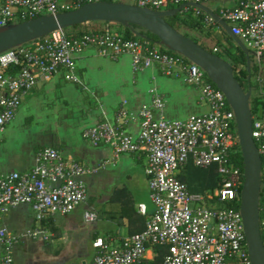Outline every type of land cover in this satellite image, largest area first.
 <instances>
[{"label":"built area","instance_id":"2783aa9c","mask_svg":"<svg viewBox=\"0 0 264 264\" xmlns=\"http://www.w3.org/2000/svg\"><path fill=\"white\" fill-rule=\"evenodd\" d=\"M213 0H134V4L154 11L189 9L203 16L205 26H220L199 5ZM218 7L221 20L231 33L249 44L260 62L264 55V0H223ZM100 0H0V26L16 20L26 21L56 15ZM232 4V6H229ZM0 54V133L11 122L21 104L22 96L37 80H50L64 70L67 81L80 82L73 55L94 48L104 56H130L135 72L157 66L171 75L178 69L185 80L197 87L201 99L210 108L208 114L185 120L170 121L163 117L164 103L156 93L139 111L140 132L131 137L118 126L99 123L83 131L82 137L93 146L109 144L114 158L120 153L142 152L146 157L149 197L154 206L145 229L110 245L102 238L93 241L95 255L90 264H144L147 250L154 257L164 248L160 264H251L239 206V187L243 184L232 155L239 145L234 134L235 116L225 95L197 65L179 54L152 48L139 40L125 39L106 30L70 37L64 29H56L37 39ZM24 66L14 76L2 73L4 68ZM121 108L118 116L125 118ZM252 135L261 157V184L264 187V121L254 120ZM199 168L215 166L220 184L213 195L219 203L229 206L212 209L204 206V196L190 193L178 178V170L188 161ZM88 170L74 160L63 158L55 148L40 150L33 168L27 172L0 175V213L19 205H28L37 220L48 215L71 213L86 201L87 190L82 180ZM264 225V194L260 205ZM143 213L144 211L140 209ZM87 221L97 219L94 211L84 213ZM16 238L0 228L2 254L0 264H14L11 249ZM264 243V242H263Z\"/></svg>","mask_w":264,"mask_h":264},{"label":"crops","instance_id":"0c3cea01","mask_svg":"<svg viewBox=\"0 0 264 264\" xmlns=\"http://www.w3.org/2000/svg\"><path fill=\"white\" fill-rule=\"evenodd\" d=\"M225 33L223 28L221 35ZM73 58L80 82L67 81L64 70H60L50 80H37L22 96L14 119L0 133V175L31 170L37 153L52 147L63 158L88 170L82 176L86 201L69 214L48 215L43 220H37L28 205L0 213V228L17 240L11 249L14 264H90L96 238L117 245L145 229L154 208L145 155L120 153L114 158L112 146L91 145L82 137L84 130L106 122L136 138L140 132V108L151 102L152 93L162 98V115L170 121L210 111L199 89L189 84L178 69L171 75L157 66L135 72L130 56L110 58L94 48H86ZM257 78L259 93L264 95V70L260 67ZM121 108L127 112L125 118L118 116ZM216 172L215 166L199 168L190 160L177 176L190 193L204 196V206L213 208L209 197L217 189ZM86 211H94L97 219L87 221ZM152 253L147 250L144 264L156 263L159 257Z\"/></svg>","mask_w":264,"mask_h":264},{"label":"water","instance_id":"95a60500","mask_svg":"<svg viewBox=\"0 0 264 264\" xmlns=\"http://www.w3.org/2000/svg\"><path fill=\"white\" fill-rule=\"evenodd\" d=\"M207 12L248 54L241 40L231 33L227 23L203 5ZM182 7L154 11L135 4L96 2L56 15L41 16L20 23L0 26V54L42 38L56 29H66L85 22L132 24L154 34L167 50L175 52L200 67L207 78L223 92L235 116L236 133L243 160V184L239 211L251 264H264V243L260 220L261 157L252 135L253 116L250 111V90L245 91L235 79L232 66L223 58L202 48L198 43L170 26L162 17L172 16ZM250 62L248 61V68Z\"/></svg>","mask_w":264,"mask_h":264},{"label":"trees","instance_id":"16d2710c","mask_svg":"<svg viewBox=\"0 0 264 264\" xmlns=\"http://www.w3.org/2000/svg\"><path fill=\"white\" fill-rule=\"evenodd\" d=\"M112 0H100V2H111ZM134 4V2H133ZM68 11V10H67ZM65 12V11H63ZM217 12V10H215ZM183 11L176 13L172 16H163L162 18L173 28L178 30L180 33L184 34L185 36L189 37L196 43H198L202 48L206 51L215 54L224 60H226L233 68V73L235 79L239 82L242 88L245 91L251 92L249 98V106L250 111L255 120H263L264 121V95L260 94L259 91L261 90L260 83L258 81V69L259 66L254 64L252 61L253 53L248 52L246 54L245 50L242 49L241 46L236 44L234 40H232L231 36L228 33H225L222 36V43L221 39L217 36L216 33L212 32V26H205L203 23V16L200 15H183ZM22 21L16 20L13 23H20ZM221 26V25H220ZM68 36L70 37H77L85 33L90 32H104L106 30L113 31L116 34H121L125 39H135L141 42L146 43L150 47L160 48L162 51L170 53V54H177L175 52H171L167 50L162 44L159 42V39L149 32L148 30L141 28L136 25L132 24H120L115 22H102V21H94V22H85L82 24L74 25L69 28L64 29ZM183 31V32H182ZM190 31H196L200 34V36H192L189 35ZM37 40H33L28 42L24 45L35 43ZM244 44V42L241 40ZM234 43V44H233ZM235 45V50L232 51L229 48V45ZM16 49V48H13ZM248 61L250 62V66L248 68ZM24 66V61L20 60L18 65H12L2 70V73L7 75H16L21 68ZM1 95V90H0ZM234 134H236V126L234 125ZM231 160L234 162L236 168L243 175V160L242 154L240 151L239 145L236 146V152L232 155ZM215 187H219L220 184V177L218 173H215ZM242 186L239 187V192L241 191ZM214 189V188H213ZM263 194H264V187L261 184L260 188V205L263 201ZM210 203L212 204V209H217L221 207L229 206L228 204L224 205L219 203L216 197L213 195V192L210 193L209 197ZM239 203L234 204V207H238ZM261 220V233L262 239L264 242V225H263V217L260 215ZM159 258L155 262L151 264H158L157 262L160 261V257L165 253L164 248H159Z\"/></svg>","mask_w":264,"mask_h":264},{"label":"rangeland","instance_id":"374dc122","mask_svg":"<svg viewBox=\"0 0 264 264\" xmlns=\"http://www.w3.org/2000/svg\"><path fill=\"white\" fill-rule=\"evenodd\" d=\"M112 1L113 2H122V3H126V4H133V2H134V0H112ZM224 3H227V2L223 1V0H213V1L206 2L205 5L208 6L209 8H211V9H213V10H217L218 7H220ZM229 6H232V4H230ZM182 14L183 15L195 16L194 11L192 9H189L188 11L183 12ZM212 32L217 34V36L221 39L222 43L224 42L222 40V36L223 35H221V31L220 30H217L216 27H212ZM189 35L197 36V37L200 36V34L197 33L196 31H190ZM245 45L249 47V44L246 43ZM231 50L232 51L235 50V45L231 46ZM252 61L254 62V64L258 65L262 70H264V58L261 59L260 62H258L257 59L252 56Z\"/></svg>","mask_w":264,"mask_h":264}]
</instances>
